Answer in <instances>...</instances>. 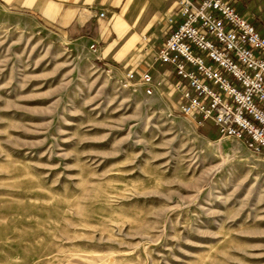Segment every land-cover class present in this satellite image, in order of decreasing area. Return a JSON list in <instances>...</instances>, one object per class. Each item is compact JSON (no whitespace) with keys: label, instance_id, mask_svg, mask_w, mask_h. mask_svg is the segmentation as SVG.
Returning <instances> with one entry per match:
<instances>
[{"label":"rangeland","instance_id":"1","mask_svg":"<svg viewBox=\"0 0 264 264\" xmlns=\"http://www.w3.org/2000/svg\"><path fill=\"white\" fill-rule=\"evenodd\" d=\"M90 46L0 6V264H264V152Z\"/></svg>","mask_w":264,"mask_h":264},{"label":"built area","instance_id":"2","mask_svg":"<svg viewBox=\"0 0 264 264\" xmlns=\"http://www.w3.org/2000/svg\"><path fill=\"white\" fill-rule=\"evenodd\" d=\"M178 15L154 63L171 66L179 78L172 87L183 100L181 112L264 152V36L226 0H178ZM99 16L108 19L105 12ZM127 75L134 77L133 71ZM139 80L152 93L149 69Z\"/></svg>","mask_w":264,"mask_h":264},{"label":"crops","instance_id":"3","mask_svg":"<svg viewBox=\"0 0 264 264\" xmlns=\"http://www.w3.org/2000/svg\"><path fill=\"white\" fill-rule=\"evenodd\" d=\"M226 1L264 36V0ZM0 6L65 39L94 45L100 59L142 71L153 69L158 73L156 82L170 87L179 79L171 66L154 63L166 36L180 22L178 0H0Z\"/></svg>","mask_w":264,"mask_h":264},{"label":"trees","instance_id":"4","mask_svg":"<svg viewBox=\"0 0 264 264\" xmlns=\"http://www.w3.org/2000/svg\"><path fill=\"white\" fill-rule=\"evenodd\" d=\"M199 130L202 134L212 140L220 136L217 127L211 121H206L203 124V127H200Z\"/></svg>","mask_w":264,"mask_h":264}]
</instances>
